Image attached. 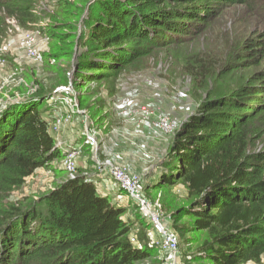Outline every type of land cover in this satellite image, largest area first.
Here are the masks:
<instances>
[{"label": "trees", "instance_id": "trees-1", "mask_svg": "<svg viewBox=\"0 0 264 264\" xmlns=\"http://www.w3.org/2000/svg\"><path fill=\"white\" fill-rule=\"evenodd\" d=\"M39 1L0 0V42L6 18L22 28L35 20ZM263 1L94 0L73 74L83 81L117 77L162 47L196 41L225 10L254 12ZM56 14L52 36L74 44L81 12H73L72 21ZM239 70V82L209 92L181 124L156 184L185 188L188 203L172 219H190L175 229L203 232L198 256L212 264L257 263L264 255V30L234 45L220 74ZM36 84L33 98L14 95L0 111V264H139L150 251L131 242L125 210L97 191L95 177H65L37 199L4 202L25 178L66 152L55 145L47 109L40 108L54 89L47 79Z\"/></svg>", "mask_w": 264, "mask_h": 264}, {"label": "rangeland", "instance_id": "rangeland-1", "mask_svg": "<svg viewBox=\"0 0 264 264\" xmlns=\"http://www.w3.org/2000/svg\"><path fill=\"white\" fill-rule=\"evenodd\" d=\"M92 1L64 0L65 6L59 7L54 0H40L35 20L22 26L25 33L35 38L36 56H27L17 33H6L1 40L10 43V47L0 53V111L12 103L14 95L17 100L33 98L30 95L38 89L37 79H47L54 90L40 108L47 109L55 145L68 151L25 178L20 187L4 197V202L37 199L65 177L92 176L97 191L125 210L122 218L130 227L131 242L150 251V256L139 264H212L198 256V248L206 239L203 232L175 229L176 224L190 219L184 217L178 222L172 219L173 211L188 203L185 188L181 184L170 188L156 184L161 180L173 136L181 124L209 92L224 91L240 81L243 71L224 75L220 71L234 45L264 30V1L257 3L254 12L245 6L225 10L196 41L162 47L117 77L83 81L75 77L72 65L81 50L79 36L85 30L87 9ZM76 11L81 14L77 18L74 44L58 42L51 34L56 31L53 24L59 17L56 13L72 21L75 19L72 13ZM65 50H74L73 57L49 56L60 51L64 55ZM24 77H30L28 84L22 81ZM23 83L25 89L18 88ZM141 107L150 112L140 113ZM161 120L167 121L169 130L161 127ZM70 152L74 167L67 170L65 160ZM105 160L139 179L141 194L152 204L162 226L177 234L174 261L164 247L158 227L120 190L109 166L102 164ZM111 190L116 194H109ZM246 264H264V255L260 262Z\"/></svg>", "mask_w": 264, "mask_h": 264}, {"label": "built area", "instance_id": "built-area-1", "mask_svg": "<svg viewBox=\"0 0 264 264\" xmlns=\"http://www.w3.org/2000/svg\"><path fill=\"white\" fill-rule=\"evenodd\" d=\"M6 22L8 25L7 33L18 34L19 42L22 45L23 49L26 51L27 56H36L37 49L35 46V38L30 34L25 33L14 17H7ZM9 47L10 43L0 42V53L7 51ZM149 112V109L146 107L140 108V113L142 114H148ZM160 124L161 127L165 130L170 129L166 120H161ZM66 152L68 151L66 150ZM66 155H68V157L65 160V166L67 170H71L74 167V162L71 159L73 153L70 152ZM102 164L104 166H109L113 178L119 183L120 190L124 191L127 197H130V199L135 202L138 210L142 213V215L146 218H149L150 221L158 227L159 233L164 243V247L170 252L171 258L174 261L176 259V254L178 251V236L173 230L166 229L162 226L152 204L149 203L147 199L141 194L142 187L139 183V179L130 177L121 167L112 164L110 160H105Z\"/></svg>", "mask_w": 264, "mask_h": 264}, {"label": "crops", "instance_id": "crops-1", "mask_svg": "<svg viewBox=\"0 0 264 264\" xmlns=\"http://www.w3.org/2000/svg\"><path fill=\"white\" fill-rule=\"evenodd\" d=\"M99 181V180H98ZM99 183H100V181H99ZM101 184V186H103L104 184L103 183H100ZM104 187V186H103ZM109 194H111V195H113V194H116V192H114L113 190H111L110 192H109Z\"/></svg>", "mask_w": 264, "mask_h": 264}]
</instances>
